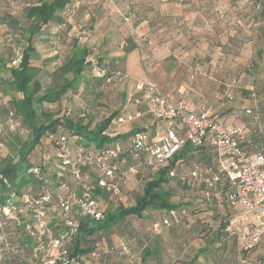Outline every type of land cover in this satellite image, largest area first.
Instances as JSON below:
<instances>
[{"label":"trees","instance_id":"16d2710c","mask_svg":"<svg viewBox=\"0 0 264 264\" xmlns=\"http://www.w3.org/2000/svg\"><path fill=\"white\" fill-rule=\"evenodd\" d=\"M82 2L83 0H0V45L18 58L17 65L9 68L8 77L0 75V88L8 96L9 106L6 110L0 108V111L12 112L22 123H26V120L31 122V127L28 126L32 135V139L17 161H6L0 167V206L9 205L15 208L21 202L24 193H38L55 185L64 170V157L59 154L69 153L68 158L72 161L79 148L88 152L99 150L117 141L125 145L133 133L145 130L140 128L125 134H117L112 123L122 110L123 104L112 110L107 109L103 117L90 128L89 115L93 114L94 108L104 103L101 99L105 95H101V90L92 94L88 107L82 109L76 121L67 117L65 113L55 117L41 109L44 103H59L68 91L76 90L80 80L84 78V71L94 64L91 60L87 61L88 56L95 55L94 65L99 68L97 73L92 75L91 85L94 87L109 83L111 77L122 71V58L108 57L100 53L99 45L86 47L79 43L83 41L81 37H72L70 52L55 71L56 84L39 93L42 85L36 76L41 69L31 63L32 54H36L33 37L41 33L45 34L46 40H50L52 44L64 43L66 36L73 30L74 22L71 20L76 9H80L79 6H87ZM17 5H22L21 16L16 14ZM262 12L264 13L263 9ZM13 38L21 45L17 52L12 43ZM22 39L24 44L21 42ZM129 40L131 46L126 50L137 48V40H134L135 42L130 38ZM257 53L262 56V50L259 49ZM262 57L264 58V55ZM3 61L0 56V70L6 66ZM242 91L255 99L254 89ZM254 101L250 108L264 127V97ZM38 115L43 118V122L39 124L35 121ZM242 115L244 128L238 137L240 145L250 151L264 148V138L259 137L258 121L245 116L243 112ZM86 119L88 122L82 123ZM149 135L152 138V134ZM195 163L202 171L211 168L213 172H217L214 151L208 145L199 147L186 145L165 166L154 171L149 169L140 171L139 168L134 177L127 171L128 164L121 167L120 171H123L126 180V183H120L121 194L111 196L105 191L100 192L99 208L102 209V218L85 219L80 222L78 235L68 247L71 255L78 254L79 264H101L108 259L111 264H118L117 260H120L119 264H214L213 260L210 261L211 254L217 252L222 254L225 251L236 255V258L232 256L233 260L230 256V264H241L243 260L246 264H262V257L259 259L252 253H246L237 235L226 230L229 220L239 215L235 213L239 211L234 210L228 201V194L231 191L228 180L220 178L219 183L206 197L204 185L189 178V170ZM170 171L173 175H169ZM82 178L81 183L73 185L75 189L99 191L93 172L85 169ZM132 178L135 179L132 181ZM171 180H176L189 193L186 200L177 202L171 200L173 196ZM130 182L134 186H139V190L132 188L128 190L127 184ZM169 210H174L175 215L168 216ZM187 211L189 214L210 212V218L214 219L207 221L203 220L205 217L197 216L190 219L191 223H187L186 231L184 229L186 225H183L182 221L188 220ZM131 217L141 222L140 228L130 227ZM163 217L170 220L166 228H163L161 222ZM59 221L54 217L49 223L54 233L59 229L63 231ZM240 221L239 218L235 229L245 226L244 222ZM210 222L215 224L214 228ZM207 224L209 229L205 243L188 251L187 240L185 238L179 240V234L185 237V234L202 231ZM10 228L11 226L7 227L8 230ZM16 230L18 235L15 242L22 253H12L5 249L0 264H31L33 248L39 247L41 255L46 249V242L41 234H38L39 237H31L24 228ZM103 237L111 241L112 245L106 246L101 243ZM217 242L218 245H215ZM211 244H214L213 249L210 248ZM135 253L137 256H134ZM118 256L120 258H117ZM226 263L229 262L224 259L223 264Z\"/></svg>","mask_w":264,"mask_h":264},{"label":"rangeland","instance_id":"374dc122","mask_svg":"<svg viewBox=\"0 0 264 264\" xmlns=\"http://www.w3.org/2000/svg\"><path fill=\"white\" fill-rule=\"evenodd\" d=\"M89 5L96 11L98 7L103 10L99 12V16H103L104 11L110 14L116 13L122 24L126 25V32H122L125 27L116 31L117 45H125L123 41L126 42V34L137 38L136 64L130 60L126 62L128 64L126 67L133 78L142 77L138 67L139 62L145 69H150L151 63L160 65V70L165 75L168 74L167 82L173 88L180 83L185 87L190 86L196 75L205 77L216 86L220 100L219 108L224 107L230 116H234L233 112H236L238 118L245 108H250L255 103V99L264 97V58L262 57L264 55V13L262 12L264 0H96ZM17 6L16 14L21 16L22 5ZM93 20L91 15L83 19L75 17L73 30L61 44H52L50 40L45 43V34L39 33L33 37L36 54H32L31 63L41 69L36 76L42 85L39 93L56 84L55 71L69 54L72 37L88 40L91 33L89 28ZM21 42L24 44V39ZM12 43L17 52L21 45L17 44L14 38ZM259 49L262 50V56L257 53ZM0 56L6 65L0 70V75L8 77L9 68L17 65L18 58L1 45ZM132 57L130 56L131 59ZM95 59V55L87 57V61L91 60L94 64ZM94 64L84 71V78L80 80L75 91H68L59 103H44L41 109L52 113L55 117L65 113L67 117L76 121L82 109L85 106L88 107L92 94L101 90V95H105L101 99L104 103L94 108L93 114L89 115L90 128H92L107 109L112 110L124 103L130 104L134 96L132 100H129L130 86L126 81L127 77H124L122 73H116L117 75L111 77L109 83L100 87L91 85L92 75L99 69ZM243 89H254L255 99L244 94ZM8 107V96L0 88V108L6 110ZM35 121L39 124L43 122V118L38 115ZM86 122L88 119L83 120L82 123ZM26 123H22L20 118L12 112L0 111V167L6 161H17L18 156L32 139L29 128L31 122L26 120ZM117 124L122 133L133 130L132 123ZM236 124L240 125V122ZM170 182L173 191L171 200L174 202L186 200L189 193L185 188L176 180ZM186 213H188L186 216L188 220L182 221L183 225H186L184 228L186 231H188L187 223L192 221L190 219H195L197 216L205 217L203 220L207 221L214 219L210 218V212L206 211L193 212V214L187 211ZM237 216L240 218V213ZM251 219L258 224L254 216ZM129 220L130 227L134 229L141 227L139 224L141 222L134 217ZM212 227L214 228L215 224ZM207 229L209 224L202 231L185 234V237L179 234V240L185 238L186 249L194 250L198 245L205 243ZM262 238L261 244L252 251V255L259 259L264 256V235ZM100 242L106 246L112 245L106 237H103ZM213 245H210L211 249ZM215 245H218V242ZM211 255L210 261L213 260L214 264H223L224 259L229 262L226 264H230V256L231 260L236 258L232 252L225 251L222 254L217 252ZM134 256H137V253ZM117 261L119 264L120 260ZM101 264H111V262L108 259Z\"/></svg>","mask_w":264,"mask_h":264},{"label":"built area","instance_id":"2783aa9c","mask_svg":"<svg viewBox=\"0 0 264 264\" xmlns=\"http://www.w3.org/2000/svg\"><path fill=\"white\" fill-rule=\"evenodd\" d=\"M136 89L141 91L147 102L148 115L164 122V132L157 139H149L145 130H139L125 145L117 141L88 152L79 148L72 161L68 158L69 153L59 154L64 157V170L55 185L38 193H24L15 208L0 206V260L5 249L22 253L15 240L18 235L16 229L24 228L29 236L39 237L41 234L46 242L42 255L39 247L33 248L31 264H79L78 254L71 255L68 247L77 237L82 220L102 218L100 192L105 191L111 196L121 194L120 183L124 184L126 180L120 168L128 164L127 171L132 174L137 173L141 166L154 171L165 166L186 145H208L214 151L216 173L211 168L202 171L196 163L189 170V178L204 185L206 197L220 178H226L231 186L229 204L239 211L245 226L235 229L239 217H233L226 230L237 235L242 249L248 254L261 244L264 235V148L250 151L240 145L238 137L244 128L242 122L240 125L229 124L205 105L193 109L184 100L163 93L151 80L138 82ZM243 114L258 121L259 137L264 138V127L253 110L245 108ZM132 116L123 112L114 118L113 123H124ZM61 142H64L63 137ZM85 169L96 175L98 192L73 186L82 182ZM169 175L173 172L170 171ZM174 215V210H169L168 216ZM253 216L258 224L252 221ZM54 217L60 220L63 231L59 229L54 233L50 228L49 223ZM161 222L164 226L170 224L168 217H163ZM8 226H11L9 230ZM241 264H246V261Z\"/></svg>","mask_w":264,"mask_h":264},{"label":"crops","instance_id":"0c3cea01","mask_svg":"<svg viewBox=\"0 0 264 264\" xmlns=\"http://www.w3.org/2000/svg\"><path fill=\"white\" fill-rule=\"evenodd\" d=\"M95 1L96 0H83L82 4H85L87 6L85 7L79 6L80 9L79 8L76 9V13L74 15L73 21L72 20L71 21L73 23L75 21V17L79 19H83L90 15L93 16L94 20L93 22H91V27L89 28L91 33L89 34L88 40L83 38L84 41H80L79 43L86 47H93L99 45L100 53L106 54L108 57L111 58H116V57L122 58L123 61L121 64L122 66L121 73L124 74L123 75L124 77H127L126 81L128 83V86H130V90H131L129 92L130 95L129 100L130 99L132 100V97L133 96L134 97L133 100L130 102V104L129 103L123 104L122 110L119 112L118 115H121L123 112L131 113L133 115L132 119L126 121L125 123H132L133 130L144 128L148 134L149 133L152 134L151 136L152 138L149 137V139H157L165 130V124L163 121H156L148 115L147 102L144 100L141 91L136 89V84L138 82H146L149 80L155 82L163 93H167L174 96L177 99L184 100L193 109H197L200 105H205L215 114H217L220 119L226 121L229 124H236L237 122L240 123L242 122L244 117L243 115H240V118H238V116H236L237 113L233 112L235 115L230 116L228 113H226L227 110L224 107L219 108L220 100L217 94L216 86L212 84L210 81H208V79L205 77L196 75L190 86L185 87L184 84L182 85V83H180L176 86V88H173L170 87L169 83L167 82L168 74L165 75L164 72L160 70V65L151 63L150 69L147 68L145 69V67L139 62L138 67L139 70L141 71L142 77L133 78V76L128 71V68L126 67V65H128L126 62L130 60L131 62L136 64V61L138 59L137 58L138 51L136 47L129 51H127L126 48L131 46L130 44L131 42L129 38L132 39L133 41L137 40V38H135L132 35L126 34L125 45L124 46L120 44L117 45L116 31H119L120 28L125 27V30H123L122 32L124 31L126 32V25L122 24L120 17L118 18L116 13L110 14L108 13V11L106 12L104 11L103 16L102 15L99 16V12H103V11H99L100 10L99 7H98V11H96L95 8L92 9V6H89L90 2L92 3ZM106 7L109 8L108 5H106ZM44 41L45 43L47 42L46 39ZM130 56H133L132 59L130 58ZM192 78L193 77L191 76V79ZM117 125H118L117 123H112V127L117 132V134H125L120 131V128ZM124 166L125 164L123 165V167ZM139 168L140 171L147 169L143 166ZM131 175L134 177L136 173L134 174L131 173ZM133 179L135 178H132V181ZM127 186H128L127 188L128 190H131V188L135 190H139L137 186H134V184H132V182L128 183ZM241 221H240L241 223L245 222L243 218ZM166 227L168 226H164L163 228Z\"/></svg>","mask_w":264,"mask_h":264}]
</instances>
